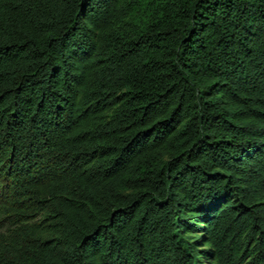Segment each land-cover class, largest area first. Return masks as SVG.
Wrapping results in <instances>:
<instances>
[{
    "label": "trees",
    "instance_id": "obj_1",
    "mask_svg": "<svg viewBox=\"0 0 264 264\" xmlns=\"http://www.w3.org/2000/svg\"><path fill=\"white\" fill-rule=\"evenodd\" d=\"M0 264H264V0H0Z\"/></svg>",
    "mask_w": 264,
    "mask_h": 264
}]
</instances>
